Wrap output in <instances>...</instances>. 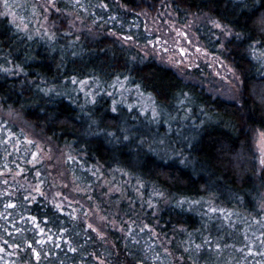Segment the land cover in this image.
Masks as SVG:
<instances>
[{
	"label": "trees",
	"instance_id": "16d2710c",
	"mask_svg": "<svg viewBox=\"0 0 264 264\" xmlns=\"http://www.w3.org/2000/svg\"><path fill=\"white\" fill-rule=\"evenodd\" d=\"M89 1L108 3L115 12L101 13L106 29L78 38L62 18L54 37L33 36L0 18V105L20 111L75 154L69 167L79 181L97 183L110 169L137 179L156 206L143 208V217L169 245H148L136 232V239L118 236L113 247L84 218L43 196L9 189L0 178V264H264V163L254 136L264 129V65L252 55L255 43L264 46V0H168L181 17L206 16L232 30L224 56L241 76L240 103L125 45L109 33L124 31L115 15L123 19L125 11L112 0ZM119 1L126 19L157 2ZM76 4L60 0L59 7ZM16 67L23 71L11 75ZM126 76L152 96L157 123L149 111L112 105L106 94L95 92L93 101L71 90L73 79L102 83ZM19 129L11 122L1 126L0 172L17 168L13 155L7 157L6 138L10 131L24 138Z\"/></svg>",
	"mask_w": 264,
	"mask_h": 264
},
{
	"label": "rangeland",
	"instance_id": "374dc122",
	"mask_svg": "<svg viewBox=\"0 0 264 264\" xmlns=\"http://www.w3.org/2000/svg\"><path fill=\"white\" fill-rule=\"evenodd\" d=\"M112 1L118 3L115 6L117 11H125V15L120 19L118 15L111 13L110 18L113 20L115 15L118 26L124 31L118 32L111 28L110 34L146 57L155 58L172 67L185 80L204 85L214 95L241 102V76L224 56V41L232 35H229L232 30L228 26L206 16L181 17L168 0L151 1L150 6L126 19V7L119 0ZM59 2L60 0H0V18L8 17L20 30L33 36L47 37L55 36L62 18L67 24L64 25L65 30L78 38L84 31L98 32L106 29L110 25L105 22L106 17L101 13L115 12L105 2L93 5L89 0H79V4L83 5L79 7L77 0H73L74 4L77 3L74 8L61 7L62 9ZM55 14L60 17L54 18ZM141 35L143 38L139 40ZM218 41L221 43L217 44ZM252 55L264 65V46L255 43ZM10 72L11 75H18L22 71L16 67L11 68ZM72 82L74 86L71 90L77 94L92 97L95 92L106 94L114 106L120 103L126 104L129 109H139L142 113L149 111L157 118L156 123L158 117H161L152 96L135 87L127 76L102 83L99 78L90 77L73 79ZM5 122L16 124L25 133V137L21 138L19 133L10 131L6 138L12 152L7 157L12 154L17 166L0 172V178L5 183H10L9 189L18 188L32 198L43 196L56 206L59 203L64 210L84 218L88 226L93 225L91 228L98 237L113 247L120 238L118 236L126 239L133 235L136 239V232L142 233L148 245L154 244L153 240L165 247L169 245V241L143 217V208L152 209L156 206L153 200L146 199L137 179L122 170L110 169L98 174L97 183L81 182L69 167L68 157L76 155L67 147L58 146L49 137L38 132L20 111L4 109L0 105V129ZM254 133L259 162L263 164L264 129H256ZM34 153H38L35 158ZM37 187L42 189L43 195L35 192ZM96 229L103 232L104 236ZM146 231L151 237H145Z\"/></svg>",
	"mask_w": 264,
	"mask_h": 264
},
{
	"label": "snow or ice",
	"instance_id": "6c2138e0",
	"mask_svg": "<svg viewBox=\"0 0 264 264\" xmlns=\"http://www.w3.org/2000/svg\"><path fill=\"white\" fill-rule=\"evenodd\" d=\"M77 3H78V5H79V7H83V5H80L79 4V0H77ZM53 6H55L54 4H53ZM102 6H106V5H102ZM218 26H220V27H222V25H218ZM232 33H229V35H231ZM129 39H131L130 37H129ZM182 51H183V49H182ZM7 71V70H6ZM21 71H23V69H21ZM81 83H83V82H81ZM46 91H49L48 89H45ZM94 97H93V101H94ZM113 110L115 111L116 109L115 108H113ZM156 113H155V110H153V115H155ZM38 155V153H34L33 154V156H34V158L36 157ZM68 159L69 160H71L72 159V157L71 156H69L68 157ZM40 183H43V181H41ZM35 192L38 194V195H43V192H42V189L41 188H39V187H37V188H35ZM57 195H62L61 193H57ZM160 195H163L162 193H160ZM177 204H181L182 205V202L181 201H177ZM57 207L58 208H60V211H64V208L63 207H60V204L59 203H57ZM221 211H223V210H221ZM37 218L36 217H32V220H36ZM101 219H104L103 217H101ZM89 227H94L93 225H89ZM98 232H100V230L99 229H96ZM41 231H43V229H41ZM100 235L103 237L104 236V233L103 232H100ZM218 249L220 248V245H217L216 246ZM73 251H75V249H73ZM34 255L35 256H37V257H39L40 256V253L38 252V251H36V252H34Z\"/></svg>",
	"mask_w": 264,
	"mask_h": 264
}]
</instances>
